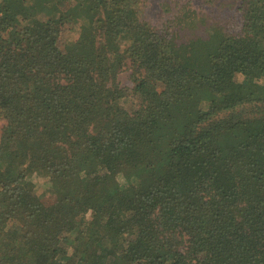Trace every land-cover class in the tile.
Wrapping results in <instances>:
<instances>
[{
  "label": "trees",
  "instance_id": "16d2710c",
  "mask_svg": "<svg viewBox=\"0 0 264 264\" xmlns=\"http://www.w3.org/2000/svg\"><path fill=\"white\" fill-rule=\"evenodd\" d=\"M139 1L1 0L0 264H264V0L187 42Z\"/></svg>",
  "mask_w": 264,
  "mask_h": 264
},
{
  "label": "rangeland",
  "instance_id": "374dc122",
  "mask_svg": "<svg viewBox=\"0 0 264 264\" xmlns=\"http://www.w3.org/2000/svg\"><path fill=\"white\" fill-rule=\"evenodd\" d=\"M246 0H140L139 17L159 33L174 36L177 42L206 39L216 29L230 34H238L243 25V13ZM1 2V0H0ZM59 48L63 51L78 37L77 27L67 23L57 32ZM119 85L124 89L129 112H135L141 103L140 94H133V83L129 71H123L118 77ZM161 86L158 87V91ZM30 184L39 202L48 206L53 204L58 193L59 182L37 170ZM122 181V177L118 176ZM87 218L89 216L87 215Z\"/></svg>",
  "mask_w": 264,
  "mask_h": 264
}]
</instances>
